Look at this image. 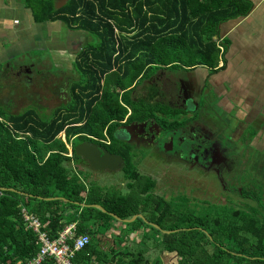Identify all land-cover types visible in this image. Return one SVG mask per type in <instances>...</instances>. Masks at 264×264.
<instances>
[{
	"label": "trees",
	"instance_id": "trees-1",
	"mask_svg": "<svg viewBox=\"0 0 264 264\" xmlns=\"http://www.w3.org/2000/svg\"><path fill=\"white\" fill-rule=\"evenodd\" d=\"M56 1L22 0L35 22L60 20L71 29L86 31L94 41L88 42L75 58L78 78L70 85L69 99L50 115L42 114L36 106L12 112L0 103V264H21L40 248L36 232L25 222L22 207L40 218L43 230L52 239L71 222H77L76 234L90 235L89 243L76 252L75 264H161L147 263L141 254L114 252L113 247L103 245L100 236H106L113 222L118 221L110 213L122 219L142 213L144 219L124 222V234L142 230L147 239L145 229H153L161 234L167 251L176 256L174 264H264V223L255 215L221 206L213 210L208 205L195 207L186 196H181L180 206L177 200L156 194V180L142 174L136 164H125L123 168L130 188L125 193L87 182L83 171H75L74 164L66 163L70 160L64 154L68 149L57 138L66 128L68 140L73 131L103 137L109 123L121 124L129 107L134 108L129 87L147 63L214 69L223 54L219 46L221 23L246 15L250 2L67 0L57 9ZM133 31L136 34L132 39ZM83 50L99 51L109 58L116 54L118 58L132 57L141 52L142 58L149 59L145 63L129 60L120 70L123 76L117 73L116 82L109 77L102 84L104 71L97 77L83 71ZM85 113L89 118L82 127L77 123L82 122ZM131 120L132 116L125 122ZM20 135L25 138L18 139ZM39 144H46V150L56 149L43 164L39 163L44 157ZM73 153L78 158L75 149ZM84 202L100 204L107 211L82 206ZM180 216L190 221L187 227L176 225ZM85 220H91L93 225L86 227ZM41 264L56 263L47 257Z\"/></svg>",
	"mask_w": 264,
	"mask_h": 264
},
{
	"label": "flooded vegetation",
	"instance_id": "flooded-vegetation-1",
	"mask_svg": "<svg viewBox=\"0 0 264 264\" xmlns=\"http://www.w3.org/2000/svg\"><path fill=\"white\" fill-rule=\"evenodd\" d=\"M135 34L136 31L131 33L132 39ZM220 40L224 44L222 37ZM88 42L74 54L70 51L69 70L47 77L61 85L63 101L57 107L69 99L65 94H69L71 83L77 79L72 61ZM69 58H72L71 62ZM136 59L145 63L149 57L142 58L141 52H137L132 57L118 58L116 54L109 58L99 51L83 50L81 61L86 74L92 72L97 77L104 71L101 79L104 84L109 77L116 82L117 73L123 76L120 70H124L129 60ZM34 67V63L19 62L15 73L25 74L30 80ZM224 69L223 59L214 69L204 65L168 68L147 63L129 87L134 108L129 107L126 119L132 116L131 122L126 123V119L119 125L111 122L106 126L104 136L95 138L85 131H73L68 140V128L62 130L57 138L64 141L68 149L64 154L70 160L66 163L85 165L94 172L103 171L93 170L91 161L76 153L77 158L73 153L76 145L91 142L100 149L99 155L94 156L98 164L103 163L105 154L117 158L115 164H124V167L125 164H174L192 174L217 179L221 187L217 194L223 197V202L211 201L208 205L241 209L244 214L255 215L264 223V104L254 102L249 111L238 104L237 98L224 89ZM89 99L93 100V95ZM240 110L247 113L244 118L240 117ZM88 118L85 113L82 122L77 124L85 126ZM20 138L25 136H18ZM39 146L44 152L39 163L43 164L56 149L46 150V144ZM207 182L211 184L209 180ZM124 185L126 192L129 191L127 180ZM238 198L243 200L241 206L237 205Z\"/></svg>",
	"mask_w": 264,
	"mask_h": 264
},
{
	"label": "rangeland",
	"instance_id": "rangeland-1",
	"mask_svg": "<svg viewBox=\"0 0 264 264\" xmlns=\"http://www.w3.org/2000/svg\"><path fill=\"white\" fill-rule=\"evenodd\" d=\"M35 24L45 30L43 32L41 30L38 35H32L31 38L34 39L32 42L33 47L24 48L22 44L19 45L18 52H13L9 59L0 58V103H5V106L8 109L11 108L12 112H20L29 106L35 105L41 109L42 114L49 115L63 99L60 97L61 85L55 84L51 78L48 79L47 77L62 74L69 70L68 55L70 51L74 54V51H78L86 41H94V38L86 31L71 29L60 20L49 23L46 27L44 24ZM67 38L69 50L66 48ZM2 42L8 44V36H5ZM69 61L71 62L72 58H69ZM19 62L27 65L34 63L32 79L28 80L25 74L15 73ZM8 63L10 64L9 68L6 67ZM72 63L74 62L72 61ZM75 78H78L77 73ZM68 96L69 94H65V98ZM136 165L142 174L151 176L156 180V186L153 189L156 194L167 200H177L180 206L181 196H186L190 201L189 204L193 206L208 205V202L211 201L223 202V197L217 194L221 187L214 177H201L184 169L182 170L174 164ZM73 168L75 171H83L87 182H95L122 193L127 190L124 185L126 181L124 169L94 172L87 166L80 164H74ZM212 184L217 185L213 186ZM212 195L215 197L214 199H212ZM237 202V205L241 206L243 200L238 198ZM208 207L211 210L217 208L213 204L208 205ZM226 208L228 211L232 209L230 206ZM84 224L86 227L93 225L91 220H85ZM189 224L190 221L184 219L183 216H180L176 223L178 227H187ZM125 225L120 220L113 222L111 230L108 233L106 232L107 235L100 236L102 243L109 248L113 247L114 252L129 250L134 256L141 254L147 263L157 261L161 264L175 263L176 256L167 251L165 243L161 241V234L149 228L145 229L149 233L147 239H144L139 233L128 236L126 233L124 234L125 229L123 227Z\"/></svg>",
	"mask_w": 264,
	"mask_h": 264
},
{
	"label": "crops",
	"instance_id": "crops-1",
	"mask_svg": "<svg viewBox=\"0 0 264 264\" xmlns=\"http://www.w3.org/2000/svg\"><path fill=\"white\" fill-rule=\"evenodd\" d=\"M248 1L250 11L246 15L223 21L219 36L224 39V89L249 111L254 102L264 104V0ZM52 22L38 24L46 27ZM35 23L31 10L25 7L22 0H0V58L9 59L13 52H18L19 45L33 47L32 35L45 30ZM5 36H8V44L2 42ZM239 115L244 118L247 113L240 110ZM138 233L144 234L140 230L131 236Z\"/></svg>",
	"mask_w": 264,
	"mask_h": 264
},
{
	"label": "built area",
	"instance_id": "built-area-1",
	"mask_svg": "<svg viewBox=\"0 0 264 264\" xmlns=\"http://www.w3.org/2000/svg\"><path fill=\"white\" fill-rule=\"evenodd\" d=\"M221 52L223 46L219 42ZM22 214L29 228H32L38 237L39 250L32 258L21 264H41L47 257L54 259L56 264H75L76 252L84 248L90 241L88 233L76 234L77 222L67 224L60 235L52 239L40 218L22 207Z\"/></svg>",
	"mask_w": 264,
	"mask_h": 264
},
{
	"label": "water",
	"instance_id": "water-1",
	"mask_svg": "<svg viewBox=\"0 0 264 264\" xmlns=\"http://www.w3.org/2000/svg\"><path fill=\"white\" fill-rule=\"evenodd\" d=\"M67 0H57L56 1V8H61L62 6H64L66 4ZM75 152L79 155V156H83L85 158H87L89 161H91L90 167L93 170H109V171H118L120 169H122L124 167V164H115L118 163V159L117 158H113L112 155L109 154H105L102 157V164H98L97 162H95L94 160V156L95 155H99L100 153V149L98 148V146L94 143L91 142H85V143H80L78 145H76L75 147ZM122 161V159H120ZM11 190H14L13 188H10ZM82 206H93L96 208H100L103 211H107L102 205L100 204H89L87 202L81 203ZM112 214L113 217L117 218L118 220L122 221V222H132L134 221L137 217H141L144 219L143 214L141 213H137L134 216H132L131 218H127V219H122L120 217H118L116 214L114 213H110ZM152 223V222H150ZM154 226L158 227L157 224L152 223ZM174 230H167V232H171V231H175Z\"/></svg>",
	"mask_w": 264,
	"mask_h": 264
}]
</instances>
